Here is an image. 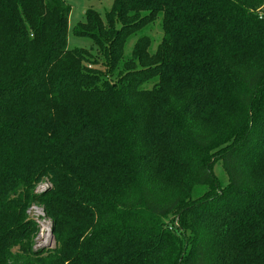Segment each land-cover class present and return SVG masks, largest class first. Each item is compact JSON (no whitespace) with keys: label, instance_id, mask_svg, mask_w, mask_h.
<instances>
[{"label":"trees","instance_id":"obj_1","mask_svg":"<svg viewBox=\"0 0 264 264\" xmlns=\"http://www.w3.org/2000/svg\"><path fill=\"white\" fill-rule=\"evenodd\" d=\"M69 14L0 0V264H264V0L88 9L72 33L101 61Z\"/></svg>","mask_w":264,"mask_h":264},{"label":"rangeland","instance_id":"obj_2","mask_svg":"<svg viewBox=\"0 0 264 264\" xmlns=\"http://www.w3.org/2000/svg\"><path fill=\"white\" fill-rule=\"evenodd\" d=\"M113 0H65L67 5L70 7V14L68 19V29H67V46L70 49L79 48L85 49L86 52L89 54L90 59H95L101 61V58L97 54L96 48L92 45L90 40L86 38H78L74 37L72 30L73 27L76 26L78 23H82V16L84 11L91 9L96 11L101 18L104 16L105 12L109 10ZM159 20L155 21L153 25L149 26L148 31L145 32L152 42V47L148 50L149 54L154 52L156 45L159 43L162 32L158 28ZM158 28V29H157ZM136 38L132 37L127 40L126 46L127 49L125 53H123L121 63L119 64L118 71H115L112 79L114 80L119 71L122 70V63L126 62L129 59L128 53L130 52L133 43L135 42ZM213 172L216 178L221 182L226 184V177L221 169L219 163H216L213 167ZM47 183H41L35 189V192H42L46 188ZM207 188L203 186H196L192 190L191 197L193 199L199 198L204 192H206ZM27 216L29 219L33 220L38 228V233L33 241V248L35 250L40 249H50L54 247V240L50 234V227L51 223L44 217L43 211L41 208L37 206H31L27 211Z\"/></svg>","mask_w":264,"mask_h":264},{"label":"water","instance_id":"obj_3","mask_svg":"<svg viewBox=\"0 0 264 264\" xmlns=\"http://www.w3.org/2000/svg\"><path fill=\"white\" fill-rule=\"evenodd\" d=\"M50 234H51V232H50Z\"/></svg>","mask_w":264,"mask_h":264}]
</instances>
